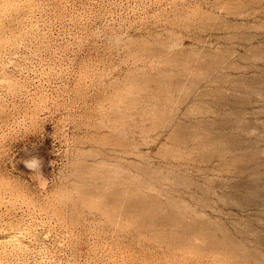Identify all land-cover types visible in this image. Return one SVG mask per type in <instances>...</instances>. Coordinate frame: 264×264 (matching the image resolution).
<instances>
[{
	"label": "rangeland",
	"instance_id": "rangeland-1",
	"mask_svg": "<svg viewBox=\"0 0 264 264\" xmlns=\"http://www.w3.org/2000/svg\"><path fill=\"white\" fill-rule=\"evenodd\" d=\"M0 264H264V0H0Z\"/></svg>",
	"mask_w": 264,
	"mask_h": 264
}]
</instances>
